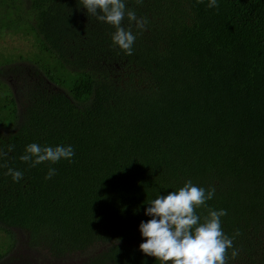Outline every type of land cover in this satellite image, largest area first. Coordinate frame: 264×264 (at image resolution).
<instances>
[{"label":"trees","instance_id":"16d2710c","mask_svg":"<svg viewBox=\"0 0 264 264\" xmlns=\"http://www.w3.org/2000/svg\"><path fill=\"white\" fill-rule=\"evenodd\" d=\"M207 4L126 0L148 21L129 56L80 0H0V31L36 47L0 52V264H160L140 222L189 179L240 232L228 264H264V0ZM30 143L75 155L31 167Z\"/></svg>","mask_w":264,"mask_h":264},{"label":"clouds","instance_id":"9594fccd","mask_svg":"<svg viewBox=\"0 0 264 264\" xmlns=\"http://www.w3.org/2000/svg\"><path fill=\"white\" fill-rule=\"evenodd\" d=\"M80 2L91 14H96L98 9L103 13L97 19L115 28L112 34L113 44L118 45L127 55H132L136 35L131 29V22L134 21L136 28L143 31L148 23L147 18L137 17L134 10L126 8V0ZM198 2L203 3V0ZM136 3L142 4L143 0H136ZM207 7L218 9V0H208ZM125 18L130 22L128 28L122 26ZM14 147L8 145V152L13 151ZM8 152L0 149V157L7 156ZM74 155L75 150L71 145L52 147L30 143L26 145L20 159L35 167L44 162L55 164L61 159L72 162ZM5 174L10 175L15 182L23 178V173L13 168H8ZM55 174L56 169L49 168L45 179H50ZM214 194V187L205 189L189 179L178 190L148 201L151 206L145 209V215L151 219L140 222V232L146 239L139 245V249L145 255L155 257L160 264H228L230 258L235 259L240 250L234 247L233 241L240 232L237 229L235 236L231 238L225 234L221 217L227 215V210L217 211L207 205ZM200 208L207 209L203 221L196 211ZM228 249L232 250L231 257Z\"/></svg>","mask_w":264,"mask_h":264},{"label":"rangeland","instance_id":"374dc122","mask_svg":"<svg viewBox=\"0 0 264 264\" xmlns=\"http://www.w3.org/2000/svg\"><path fill=\"white\" fill-rule=\"evenodd\" d=\"M1 51L8 53H19L24 58H29L31 55L35 54L36 47L34 45V39L30 35L25 36L20 33H5L4 31H0V52ZM16 252L19 255L24 256L26 251L23 249V246L19 245ZM4 256L2 258H5ZM2 258L0 259V262L2 261ZM18 263H21V259L18 260Z\"/></svg>","mask_w":264,"mask_h":264}]
</instances>
